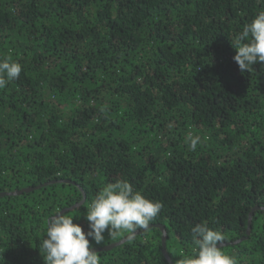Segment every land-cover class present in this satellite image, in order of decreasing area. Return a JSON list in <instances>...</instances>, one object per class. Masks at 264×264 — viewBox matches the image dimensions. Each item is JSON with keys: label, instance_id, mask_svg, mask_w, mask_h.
I'll return each instance as SVG.
<instances>
[{"label": "trees", "instance_id": "obj_1", "mask_svg": "<svg viewBox=\"0 0 264 264\" xmlns=\"http://www.w3.org/2000/svg\"><path fill=\"white\" fill-rule=\"evenodd\" d=\"M259 11L264 0H0V58L23 66L0 89V192L44 184L0 196V264H45L49 218L68 208L87 231V206L118 179L164 207L101 264H178L201 222L239 264H264V65L242 73L230 40Z\"/></svg>", "mask_w": 264, "mask_h": 264}, {"label": "clouds", "instance_id": "obj_2", "mask_svg": "<svg viewBox=\"0 0 264 264\" xmlns=\"http://www.w3.org/2000/svg\"><path fill=\"white\" fill-rule=\"evenodd\" d=\"M230 40L236 50L233 60L242 73L251 72L257 63L264 65V11H259L252 22ZM22 71V64L10 56L0 58V89L18 79ZM185 143L189 150L195 151L201 137L189 133ZM163 207L161 201L148 198L126 179L108 183L95 194L83 215L87 231L81 224L74 223L73 215L57 212L49 218L39 247L45 264H101L93 241L95 245H102L107 239L124 234L133 240L138 230H148ZM191 239L192 253L182 256L178 264H239L236 256L220 246L225 235L206 222L191 227Z\"/></svg>", "mask_w": 264, "mask_h": 264}, {"label": "water", "instance_id": "obj_3", "mask_svg": "<svg viewBox=\"0 0 264 264\" xmlns=\"http://www.w3.org/2000/svg\"><path fill=\"white\" fill-rule=\"evenodd\" d=\"M56 181H60V182H61V181H70V180H67V179H64V180H63V179H56V180H52V181H50V182H48V183L56 182ZM45 184H47V183H45ZM41 185H44V184H41ZM41 185H37V186H29V187H25V188H22V189H19V190H14V191H9V192H0V196L6 195V194H20V193H23L24 191H31V190H33V189H35V188L40 187ZM81 188H82V187H81ZM82 191H83L84 198L81 200V202L75 204L74 206H76V205H80L81 203L84 202V199H85V192H84L83 188H82ZM74 206H72V207H74ZM70 208H71V207H70ZM256 208H258V206H256L253 210H255ZM67 209H68V208L62 210L61 212H64V211H66ZM253 210L251 211V213H250V215H249V220H248L249 222H248V230H247V233H250V232H251ZM151 225H153V224H150V226H151ZM154 225L158 226V227L161 228L162 231H163V237H162V240H163V252H164V254L166 255V257L170 260V262H172V261H171V258H170V255H169V253H168V251H167V246H166V241H167V230H166V228H165V226H164L163 224H159V223H157V224H154ZM141 231H142V230H138V231H137V234L140 233ZM244 238H245V237H244ZM241 239H242V238H241ZM241 239H240V240H241ZM126 240H128V236H127V235L124 236V237H123L121 240H119V241L112 242V243L106 244V245H104V246H99V247H95V248L97 249V251L109 250V249H111V248H113V247H115V246H117V245H119V244L125 242ZM240 240H239V241H240ZM226 243H227V242H222L221 245L226 244ZM172 264H173V263H172Z\"/></svg>", "mask_w": 264, "mask_h": 264}]
</instances>
